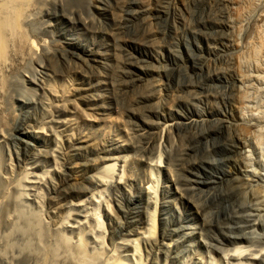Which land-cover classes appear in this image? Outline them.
Instances as JSON below:
<instances>
[{
    "label": "rangeland",
    "instance_id": "1",
    "mask_svg": "<svg viewBox=\"0 0 264 264\" xmlns=\"http://www.w3.org/2000/svg\"><path fill=\"white\" fill-rule=\"evenodd\" d=\"M32 1L0 66V264H135L137 243L144 264L264 251V62L238 63L264 0H70L75 15ZM111 161L125 178L101 184Z\"/></svg>",
    "mask_w": 264,
    "mask_h": 264
},
{
    "label": "bare ground",
    "instance_id": "2",
    "mask_svg": "<svg viewBox=\"0 0 264 264\" xmlns=\"http://www.w3.org/2000/svg\"><path fill=\"white\" fill-rule=\"evenodd\" d=\"M31 2H33V1L32 0H0V66L1 65L4 66L5 60L7 58L8 48H9V45L11 43H14V41H17V43H18L17 45L18 46H19V43L22 44V46L27 43L28 38L26 36L27 34L24 33V21H25V17H26V12H27V10L30 7ZM120 2H121V0H120ZM65 5L68 6V8H69L68 11H70L71 14H74V15L75 14H78L79 11L81 10V6L80 5L77 6L74 3H72L70 0H65ZM255 5H256V0H246L243 3L242 6H243V10L246 11L248 9L253 8ZM122 7L123 6L121 5V8ZM76 8L78 10H76ZM142 8L147 13H149L150 15L155 16L156 12L154 11L153 8L146 7V5H143V4H142ZM119 9H120V6L117 8V10L119 11ZM119 12H120V15L122 14L121 16L123 17V13L124 12H122V11H119ZM240 16L241 15L239 13H236L235 14V18L236 19H239ZM140 17H141V19L142 18L144 19V16L143 15H141ZM87 18H88V16H87ZM114 18H115V16H114ZM118 22L120 23V19H118ZM263 23H264V11L260 15V23H259V25L256 28L254 37L247 43V47H246V53H248L247 56H244V54H245L244 53L238 59V63H239V67L240 68L243 67V63L244 62H245L244 65H246V62L252 63L258 69L262 66V62H264V24ZM132 42H133L132 40H130V41H123L122 42V45H123L122 47H128L129 44H131ZM17 49H18V47H17ZM91 53H92V51L90 49V50H88L86 52H83V55L86 58L89 59L90 56H91ZM45 54H47L46 51L44 52L43 55H45ZM81 54H82V52H81ZM120 54L122 55V59L121 60L124 61V65H125L123 67L126 68V66L127 67H130L131 66L132 68H138L137 66H134V63L133 62H131V60H135L136 61L138 59L135 54H133V53H126V52H124V53L121 52ZM1 68L2 67H0V71H1ZM239 79H240V81H245L246 77H245V75H243L241 73L239 75ZM3 85H4V80H0V89L3 88L2 87ZM156 88H159V87L156 86ZM61 91H62V89H61ZM158 91H156V93ZM70 97L71 96H67V95L65 96V94H64L63 97H62L63 99L61 101L63 102V104H65V106L67 107V109H69V111L71 112V114H75V115L76 114H79L81 112L80 109H79V107L76 105V102L73 101V99H71ZM159 97L161 98L160 91L154 97V99L155 100H158ZM56 100L58 101L59 99H56ZM246 101H247V98L245 97V95L240 94L238 96V104H239V107L240 108H243L245 106V104L247 103ZM193 122H195V121H186L185 122V125H192ZM60 123L61 124H59V125H60V128L62 129L61 134L64 135V136H66V138L69 139L70 138V135L67 134V130H68V126L69 125L71 126V123H69L68 119H63V121H61ZM42 126H40L41 128H39V130H38L39 133H43L45 131L44 127H42ZM170 126L171 125H168V127H170ZM58 128H59V126H58ZM69 128H71V127H69ZM187 128H190V127H187ZM241 130L242 131H245V132H250L249 127H246L245 129H241ZM170 131L171 130H167L164 133H162V135L157 134V136L160 137V139H161L160 140V146H159V148L162 146V142L164 140L166 141L168 139V136L169 135L167 136V134L170 133ZM156 163L160 164V157L157 159ZM116 164L117 163H115V161L114 162L113 161H111V162H105V164L103 166V169H102L101 176L99 175L100 178H99L98 182H100L102 184L104 182H107L108 178L111 177V178L114 179V182L120 183L121 182L120 180L122 179V177L124 175H123V172L121 171L122 169L120 170L121 172L118 171L117 173H115L116 170H117ZM118 170H119V168H118ZM123 178H125V176ZM3 193L4 194H7V192H3ZM108 208L109 207L106 206L105 207V210H106V212H108L110 214V211L108 210ZM154 215H156L155 212H154V214L151 215L150 220H149V225H148V227L146 229V233L145 234L148 237V239H149V237L151 239V237L152 238L153 237L155 238V236H156V222H155L156 220H155ZM81 243L82 242H80L79 243L80 245H78V247L80 249H81V247H83V245H81ZM137 244L134 246V247H136L135 248V255H136L135 257H137V259L135 261L136 262L135 264H144V262L141 260V258H142L141 256L142 255L140 254L141 253L140 252V246L137 245ZM231 258L233 260L237 261L234 264H263L262 262H264V260H262V259H264V251L263 250L261 251L259 248L257 250L255 248H252V247H248L247 246L245 248H240V249H237L236 251H234L233 254L231 255ZM109 260H111V261L108 264H128V263H126V262H124V261H122L121 259H118V258H112V259H109ZM86 261H87L86 259H83V262H80V264H85Z\"/></svg>",
    "mask_w": 264,
    "mask_h": 264
}]
</instances>
